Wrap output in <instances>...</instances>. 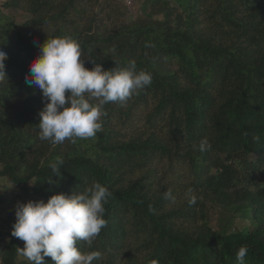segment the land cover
I'll use <instances>...</instances> for the list:
<instances>
[{"label":"trees","instance_id":"16d2710c","mask_svg":"<svg viewBox=\"0 0 264 264\" xmlns=\"http://www.w3.org/2000/svg\"><path fill=\"white\" fill-rule=\"evenodd\" d=\"M101 1L1 4L29 19L0 16V48L8 57L7 79L0 80V179L41 199L94 182L106 186L107 226L91 247L77 242L82 253H102L93 264H237L241 246L248 249L245 264H264V0H149L148 17L112 30L97 26ZM64 36L80 43L87 69L92 61L105 70L135 61L152 84L123 106L104 105L95 138L57 145L39 139L46 101L25 74L38 44ZM136 125L134 135L120 131ZM205 137L212 147L201 153ZM57 158L59 177L49 167ZM163 162L167 173L154 168ZM167 191L174 201L164 198ZM192 195L197 202L190 206ZM207 205L245 215L249 229L197 225ZM7 236L0 231V239ZM17 247L11 240L1 248V264H29Z\"/></svg>","mask_w":264,"mask_h":264},{"label":"clouds","instance_id":"9594fccd","mask_svg":"<svg viewBox=\"0 0 264 264\" xmlns=\"http://www.w3.org/2000/svg\"><path fill=\"white\" fill-rule=\"evenodd\" d=\"M39 55L29 65L25 82L42 90L46 101L39 112V139L53 144H62L66 139L75 143L77 139L88 140L103 130L102 117L107 115L103 106L119 102L123 106L129 98L152 84V75L137 71L135 61L126 67L105 70L95 63L89 70L81 59L80 43L71 36L47 39L38 44ZM6 52L0 48V80L7 79ZM95 100L96 103L91 101ZM212 145L205 137L198 144L201 153ZM63 160L50 162L53 175L59 177ZM52 175V176H53ZM52 176L48 179L52 181ZM32 184V183H31ZM166 200L174 201L171 191L164 194ZM110 191L100 182H94L83 191L72 195L59 193L43 200L17 202L15 223L11 235L24 241L17 247V255L29 264H48L51 257L55 264H93L102 258L99 251L82 253L78 241L89 247L107 226L104 218L105 205ZM197 197L192 195L188 204L194 205ZM248 249L241 246L235 254L237 264H245Z\"/></svg>","mask_w":264,"mask_h":264},{"label":"rangeland","instance_id":"374dc122","mask_svg":"<svg viewBox=\"0 0 264 264\" xmlns=\"http://www.w3.org/2000/svg\"><path fill=\"white\" fill-rule=\"evenodd\" d=\"M7 1L8 0H0V6ZM148 1L149 0H102L100 6L97 7V12L99 14V22L97 23V26L101 25L103 29L112 30L123 24L133 23L141 18L148 17L146 15L148 12ZM169 1L175 3L174 0ZM0 16L2 19H13L17 23H23L29 19L28 15H22L15 9H6L4 7H1L0 9ZM135 130H138L137 125L129 129L121 128L120 131L123 135L129 134L130 136L134 135ZM154 168L159 170L160 173H167L169 172L170 164L163 162L161 164H156ZM170 175L172 176L171 181L176 182V178L178 177L172 174ZM138 178H140V175L137 177V179ZM168 183L169 181H166L164 186L168 187ZM25 190V188H18L11 185L5 179H0V231L8 234L7 237L0 239V264L1 248L6 247L11 240H16L20 244L21 248L24 247V241L10 236L12 225L16 220L15 205L17 202L43 200L46 203L48 200L28 195ZM184 203H186V201ZM172 207L174 208V206ZM197 225L203 228H212L216 231H246L250 227L245 215L233 217L230 214L224 213L220 209L209 205L199 210ZM21 260L26 259L22 257Z\"/></svg>","mask_w":264,"mask_h":264}]
</instances>
